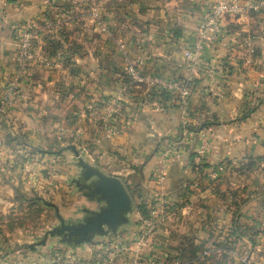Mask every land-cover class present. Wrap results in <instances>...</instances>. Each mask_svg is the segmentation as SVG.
Listing matches in <instances>:
<instances>
[{
  "label": "rangeland",
  "instance_id": "1",
  "mask_svg": "<svg viewBox=\"0 0 264 264\" xmlns=\"http://www.w3.org/2000/svg\"><path fill=\"white\" fill-rule=\"evenodd\" d=\"M223 6L235 7V13L224 9L215 14ZM34 9L30 21L11 27L14 43L8 69L0 73V264H264L262 198L257 197L251 209L244 207L247 202L240 203L229 222L204 224L200 219L206 217L205 210L195 209L199 203L193 198L186 205L191 190L187 194L182 185L183 197L174 200L166 188L160 189L167 160L181 145L163 137L146 151L142 148L140 157L136 147L130 151L120 140L142 112L160 113L164 104L174 106L158 93L164 89L151 83L154 78L171 80L145 73L141 77L137 69L142 70V64L127 61L134 53H123L124 44L156 37L155 42L177 41L184 46V32L196 28L194 39L199 35L204 48L214 38L208 32L197 33L199 25L214 20L221 28H246L243 43L249 47L240 56L259 57L264 35L249 33L255 26L258 31L264 27V0H37ZM25 30L33 36L30 57L23 60L20 44ZM252 41L260 46L258 54ZM183 48L184 56L188 49ZM110 57L113 69L121 59L127 61L115 79L126 89L122 97L105 93L103 78H109L105 64ZM196 71L188 69L187 74ZM140 82L142 91L135 85ZM167 92L178 97V89ZM170 101L185 116L179 101L175 97ZM184 122L183 118L181 126L188 131ZM69 147L105 174L120 178L134 204L129 226L73 250L51 237L44 245L37 244L57 219L52 209L29 201L41 197L57 205L65 219L80 216L75 214L80 208H95L70 183L77 170ZM198 147L188 166L197 179L205 176L215 182L228 166L223 162L198 171L197 166L204 164V158L195 163ZM211 171L217 172L214 178L209 177ZM130 174L137 176V185L127 179ZM177 203L184 209L177 210ZM142 204L146 214L138 210Z\"/></svg>",
  "mask_w": 264,
  "mask_h": 264
},
{
  "label": "crops",
  "instance_id": "2",
  "mask_svg": "<svg viewBox=\"0 0 264 264\" xmlns=\"http://www.w3.org/2000/svg\"><path fill=\"white\" fill-rule=\"evenodd\" d=\"M36 2L37 0H0V41L4 42V45L0 44L1 74L8 69L6 62L10 59L11 45L14 43L10 29L20 22L25 24L30 21ZM228 23L225 25H229ZM254 28L249 33L251 36L256 33L264 35V27L263 32L258 31L260 28L256 26ZM222 30L216 37L217 40L215 38L213 41L205 42L200 65L191 75L194 83L185 116L173 101H169L174 106L167 108L164 104L160 113L153 112L152 109L142 112V116H139L132 127L127 129V132L123 131L120 136V140L126 142V149L129 148L130 151L132 147L133 149L136 147L138 152L142 151V148L146 151L148 146L163 137H169L173 144L181 145L175 148L170 156L172 158L167 160L165 179H161L163 188L160 189L166 188L174 200L183 197L182 185L187 188L185 190L187 194L191 190L192 194L187 195L186 205L191 204L189 201L192 202L193 198L199 203L195 209L205 210L206 217L200 219L204 224L229 222L240 203L247 202L244 207L251 209L256 207L257 197L264 201V40L259 57H255L254 54L244 57L240 55L249 47L243 43L246 40V28L222 25ZM132 32L130 34H135ZM195 32L196 28L184 32L182 36L184 46L181 44L184 48L177 41L160 43L155 42L156 37H152L151 42L132 41L131 44H124L123 53L130 55L134 53L133 57H127L129 59L127 61L142 64L143 72L136 68L141 77L148 74L168 80L185 79L188 77V67L181 49L192 48ZM159 39L160 36L157 37V40ZM254 39L255 37L252 40ZM252 42L251 45L256 48L258 54L260 46L254 44H257L256 41ZM127 61L121 59L120 65L114 69L111 66L114 62L112 57L106 62V70L110 71L105 74L109 78H103L107 96L122 97L127 94L126 89L123 90L122 82L115 80L122 73L121 65ZM96 66L92 65L94 68ZM140 83L135 85L142 91L143 82ZM147 84L150 86L148 82ZM134 94L137 99V93ZM247 101H254L252 104L258 103L253 113H249L252 105H245ZM121 110L120 106L119 112ZM145 110L146 108L143 111ZM183 118L187 126L198 127L199 130H183L181 126ZM206 122L211 124L201 127V124ZM201 143L205 146L204 164L213 166L225 162L228 166L227 171L215 182L211 181L212 183L205 176L197 179L198 176H195L188 166L194 147ZM139 158L137 160H140ZM160 158L158 155L156 163L161 161ZM142 168L139 167L141 171ZM157 186L159 187V184ZM181 207L180 203L176 209L179 210ZM211 210H216V213L211 214Z\"/></svg>",
  "mask_w": 264,
  "mask_h": 264
},
{
  "label": "water",
  "instance_id": "3",
  "mask_svg": "<svg viewBox=\"0 0 264 264\" xmlns=\"http://www.w3.org/2000/svg\"><path fill=\"white\" fill-rule=\"evenodd\" d=\"M74 154L72 166L77 170L70 179L75 188L88 202L95 204L94 209L80 208L75 214L80 216L65 219L57 205L41 197L29 201L42 204L52 209L57 224L44 232L38 245H44L48 237L56 238L58 244L71 250L83 249L95 238L116 235L118 231L131 224L130 216L134 213V204L122 180L102 172L99 168L84 160L74 147L67 148Z\"/></svg>",
  "mask_w": 264,
  "mask_h": 264
},
{
  "label": "built area",
  "instance_id": "4",
  "mask_svg": "<svg viewBox=\"0 0 264 264\" xmlns=\"http://www.w3.org/2000/svg\"><path fill=\"white\" fill-rule=\"evenodd\" d=\"M224 9H227V13L230 14H234L235 13V7H221L219 10H217L215 12V14L219 11H222ZM205 32V33H210L213 34L212 38H216L218 37L221 33H222V28L220 26V24H218L217 21H206V22H202L199 25V29L197 31V33H201V32ZM32 33L28 30H25L21 36L22 40H21V44H20V50H21V58H23V60L25 59H29V45H30V41L32 38ZM193 46L192 48L186 50L184 52V60L186 61L187 67L188 69L193 70L194 68H198L199 67V59L200 56L203 52V42L201 41V38L198 35V38L196 37V39L193 40ZM21 65V64H20ZM130 72L133 74V70L131 69ZM191 80V76H188L187 78H185L184 80H171L170 82L167 83V81L163 82L158 78H154L151 80L152 85L158 86V89H164L167 91H174L176 89H178V101L180 103V105L182 106V108H185V110L188 107V98L190 96L191 93V86L189 85V81ZM157 88V87H156ZM196 159H195V163L196 164H200L201 160L204 158V154H205V146L203 145V143L199 144V147L196 150ZM224 166H219L218 170L221 171L223 170ZM217 172H209V177L214 178ZM136 263V262H135ZM137 264V263H136Z\"/></svg>",
  "mask_w": 264,
  "mask_h": 264
},
{
  "label": "trees",
  "instance_id": "5",
  "mask_svg": "<svg viewBox=\"0 0 264 264\" xmlns=\"http://www.w3.org/2000/svg\"><path fill=\"white\" fill-rule=\"evenodd\" d=\"M178 80H184V79H183V78H179ZM193 83H194V80L191 79V80L189 81V85L192 87ZM158 93H160V96L162 97V99H163L164 101H167V102H168V100L170 101L171 99H174L173 94H171L170 92H167V91H165V90H161V91H159ZM161 97H160V98H161ZM257 104H258V103H257ZM257 104H252V103L250 104V106L252 105V106H251L252 109H250V112H249V113H253V112H254V110H255ZM248 106H249V105H248ZM210 124H211V123L206 122V123L201 124V127H205V126L210 125ZM186 127H187L188 130H190V131H196V130H199L198 127H196V128H190L189 126H186ZM192 160H193V156H191V157L189 158L188 162L191 163ZM205 168H211V166L209 167V165H207V164H202V165H200V166H197L198 171H203V170H205ZM192 169H195V168L193 167ZM137 170H138L139 174H142V171H141L139 168H138ZM136 178H137V176H135V175H129V176L127 177V179H128L129 181H131L134 185H137ZM138 210H139L142 214H146V213H147L146 207H145V205H143V204H142V205H139Z\"/></svg>",
  "mask_w": 264,
  "mask_h": 264
}]
</instances>
